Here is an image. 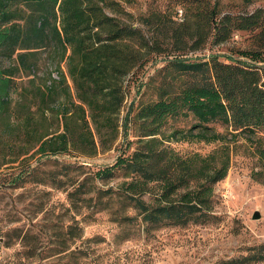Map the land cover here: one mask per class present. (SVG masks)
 Returning a JSON list of instances; mask_svg holds the SVG:
<instances>
[{"label":"trees","instance_id":"16d2710c","mask_svg":"<svg viewBox=\"0 0 264 264\" xmlns=\"http://www.w3.org/2000/svg\"><path fill=\"white\" fill-rule=\"evenodd\" d=\"M195 1L179 22L152 12L135 24L120 0H0V168H19L10 181L44 157L109 148L119 133L125 78L163 52L155 97L134 114L143 128L135 146L90 172L88 191L131 206L135 214L120 222L182 226L211 216L215 184L227 174L238 137L255 139L264 161V137L256 134L264 128V8L220 14L219 0ZM240 30H255L254 47L237 52L242 58L186 56ZM178 119L191 124L166 132ZM180 140L218 146L180 153L170 145ZM118 171L123 179L115 187H96ZM84 181L68 191L74 206ZM263 259L260 244L237 261Z\"/></svg>","mask_w":264,"mask_h":264},{"label":"rangeland","instance_id":"374dc122","mask_svg":"<svg viewBox=\"0 0 264 264\" xmlns=\"http://www.w3.org/2000/svg\"><path fill=\"white\" fill-rule=\"evenodd\" d=\"M120 2L134 15L135 24H141V15L152 12L179 22L189 6L197 5L195 0ZM258 7L264 8V0H219L220 14H243ZM254 33L235 31L221 43L209 38L202 49L186 56L205 59L215 53L219 60L233 62L242 58L238 50L254 47ZM165 57L163 52L155 54L140 72L125 78L119 133L109 148L99 147L92 156L69 151L44 157L17 182L10 178L19 168H0V264H239L240 257L264 244V161L259 158L255 139L252 144L238 137L227 174L215 184L212 215L199 222L182 226L146 225L140 219L120 222L122 215L135 214L131 206L124 207L117 200L107 202L105 196L98 199L88 191L90 172L113 164L128 144V152L135 146L143 128L134 114L140 104L155 97L160 82L157 69ZM44 70L40 66L38 74ZM52 76L57 74L52 72ZM190 124V119H178L169 123L166 132ZM210 125L223 130L218 123ZM256 134L264 137V128ZM259 144L264 145V139ZM170 145L180 153H206L218 146L186 140ZM122 179L118 171L109 179L96 180V187H115ZM80 181L84 186L74 206L68 191ZM255 211L259 218H253ZM248 264H264V259Z\"/></svg>","mask_w":264,"mask_h":264},{"label":"water","instance_id":"95a60500","mask_svg":"<svg viewBox=\"0 0 264 264\" xmlns=\"http://www.w3.org/2000/svg\"><path fill=\"white\" fill-rule=\"evenodd\" d=\"M260 214L258 211H255L253 214V218H259Z\"/></svg>","mask_w":264,"mask_h":264}]
</instances>
